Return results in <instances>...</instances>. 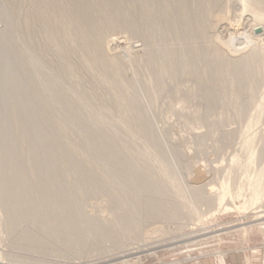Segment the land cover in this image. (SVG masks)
Listing matches in <instances>:
<instances>
[{"label": "rangeland", "instance_id": "obj_1", "mask_svg": "<svg viewBox=\"0 0 264 264\" xmlns=\"http://www.w3.org/2000/svg\"><path fill=\"white\" fill-rule=\"evenodd\" d=\"M260 216L264 0H0V264H264Z\"/></svg>", "mask_w": 264, "mask_h": 264}, {"label": "bare ground", "instance_id": "obj_2", "mask_svg": "<svg viewBox=\"0 0 264 264\" xmlns=\"http://www.w3.org/2000/svg\"><path fill=\"white\" fill-rule=\"evenodd\" d=\"M197 172V171H196ZM225 197H226V194H224V195H222L220 198H218L219 199V204L220 205H222V203H223V201L225 200ZM230 209V208H229ZM155 210H157V209H155ZM153 212V211H152ZM159 212V211H158ZM162 213L164 212V209L161 211ZM160 212V213H161ZM160 213H158V214H160ZM165 213V212H164ZM157 214V213H156ZM157 214V215H158ZM156 215V216H157ZM160 215H162V214H160ZM160 215H158V216H160ZM260 219H263L264 218V216H260L259 217ZM134 219V218H133ZM133 221V220H132ZM262 230V229H261ZM247 232V231H246ZM29 237V236H28ZM249 259H250V257H249ZM218 262H219V264H223L224 263V257H222V256H219L218 257ZM247 262V261H246ZM249 263V262H248Z\"/></svg>", "mask_w": 264, "mask_h": 264}, {"label": "crops", "instance_id": "obj_3", "mask_svg": "<svg viewBox=\"0 0 264 264\" xmlns=\"http://www.w3.org/2000/svg\"><path fill=\"white\" fill-rule=\"evenodd\" d=\"M258 254H259V252H255V253L253 252V255L251 256V260H252L253 256L256 257ZM251 260H249V264H253Z\"/></svg>", "mask_w": 264, "mask_h": 264}]
</instances>
